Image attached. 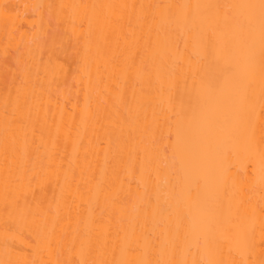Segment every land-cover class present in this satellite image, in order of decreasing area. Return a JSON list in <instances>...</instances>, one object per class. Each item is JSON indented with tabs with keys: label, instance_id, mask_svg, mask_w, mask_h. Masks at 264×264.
I'll use <instances>...</instances> for the list:
<instances>
[{
	"label": "bare ground",
	"instance_id": "obj_1",
	"mask_svg": "<svg viewBox=\"0 0 264 264\" xmlns=\"http://www.w3.org/2000/svg\"><path fill=\"white\" fill-rule=\"evenodd\" d=\"M262 2L0 0V264H264Z\"/></svg>",
	"mask_w": 264,
	"mask_h": 264
},
{
	"label": "rangeland",
	"instance_id": "obj_2",
	"mask_svg": "<svg viewBox=\"0 0 264 264\" xmlns=\"http://www.w3.org/2000/svg\"><path fill=\"white\" fill-rule=\"evenodd\" d=\"M46 18L48 20L49 18H52V17L49 16ZM55 22L56 21H54L52 19L48 20V23L49 24L51 23L50 24L51 26L49 28L50 30H48V33H46L47 35H45V37H42V35H41V37H42V38L40 37L41 39L38 40V38H36L37 40L35 39L34 42L31 41V43H32L31 47L35 46L34 43L35 44L38 43L36 45L37 48L35 47L33 49L34 50L37 49L34 51L35 54H37L36 51L39 52L38 53L39 55H37V56H40V58H41V59L38 58V60H37V61H39V59H40V62H38L39 66L43 65L45 67V65H48L46 63H49L51 61L50 59H53L54 55H55L56 56L55 58H58L59 60L63 61L67 65L68 68L72 69V67H75V65H76V60H77V55H78V54H76L77 53V50H76L77 46L74 45V42L72 41L71 37H70L71 39L67 37L69 35L65 34L66 30L61 27L62 24L60 26L59 25L60 23L57 25ZM61 28L64 29V31ZM12 54H16V56L11 55V54L9 56H4L2 53L0 54V76H1L0 78L4 79V80L0 79V82L5 81L6 84H10V82L12 80L15 81L16 78H17V80H20L22 78V75H23L22 72L23 71L20 69H23V68H20V67H22V64L26 62V60L22 59L24 62H21L22 64L21 63L18 64V62L21 61L20 60L21 57L19 58L18 54L15 52H13ZM51 56H53V57H51ZM17 57L20 61L17 59ZM37 61H36V63H37ZM26 63H28V62H26ZM26 63H25V66H27ZM39 63H41V65ZM28 65H30V64L28 63ZM43 66L38 67L37 71L42 70ZM28 67H31V66H28ZM34 67H36V66H33V68ZM24 69H27V67ZM71 69H70V71H72ZM19 70L21 71V73ZM35 70H36V68H35ZM35 70L34 71L31 70V71L35 73ZM19 74H20L21 78L19 77ZM18 78H20V79H18ZM67 78L69 79L70 77H67ZM67 78L65 79L67 82L64 85H62V83L65 82V80L62 81V83H59L61 86L58 84L59 81H57V83L55 82L56 87H57V84L60 86L61 90H59V92L60 91L63 92L62 89H64V88L67 90V92H68V88L72 89V84L70 87V83H72L73 81L71 78H70L71 81L68 80ZM14 81H12V83H14ZM12 83H11V85H12ZM17 83H19V81H17ZM1 84H2V82L0 83V86H1ZM3 84H4V82H3ZM3 84H2V86L5 87V84L4 85ZM11 85H10V87H12L14 84L12 86ZM55 85H54V88H55ZM59 86H58V88H59ZM6 87H7V85H6ZM66 87H68V88H66ZM55 89H57V88H55ZM53 91L56 92L57 90H53ZM69 91H71V90H69Z\"/></svg>",
	"mask_w": 264,
	"mask_h": 264
},
{
	"label": "snow or ice",
	"instance_id": "obj_3",
	"mask_svg": "<svg viewBox=\"0 0 264 264\" xmlns=\"http://www.w3.org/2000/svg\"><path fill=\"white\" fill-rule=\"evenodd\" d=\"M262 7H264V2H262Z\"/></svg>",
	"mask_w": 264,
	"mask_h": 264
}]
</instances>
